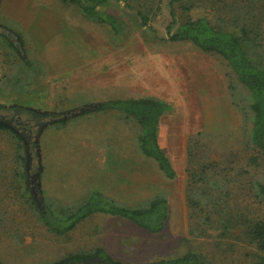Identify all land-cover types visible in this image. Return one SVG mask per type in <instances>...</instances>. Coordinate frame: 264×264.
<instances>
[{
	"label": "rangeland",
	"instance_id": "rangeland-1",
	"mask_svg": "<svg viewBox=\"0 0 264 264\" xmlns=\"http://www.w3.org/2000/svg\"><path fill=\"white\" fill-rule=\"evenodd\" d=\"M108 9L125 21L126 39L61 0H0V123L7 127L0 129V262L48 264L101 246L127 264L181 255L189 247L216 264H250L252 245L222 241L216 232L190 235L186 200L187 169L211 163L225 188L220 194L212 188L213 197L264 217L252 188L255 180L264 182V149H254L247 138L246 89L220 56L165 39L168 0H161L152 29L141 28L120 2ZM212 12L194 5L189 15ZM152 90L171 106L160 119L158 141L173 179L139 153L134 120L92 109L73 115L111 97ZM24 150L36 195L42 188L46 200L69 203L97 187L120 203L136 204L161 191L169 206L163 230L151 234L99 214L67 235L50 233L23 189Z\"/></svg>",
	"mask_w": 264,
	"mask_h": 264
},
{
	"label": "trees",
	"instance_id": "trees-1",
	"mask_svg": "<svg viewBox=\"0 0 264 264\" xmlns=\"http://www.w3.org/2000/svg\"><path fill=\"white\" fill-rule=\"evenodd\" d=\"M78 8L92 22L107 26L116 39H126V26L122 18L109 11V6L120 2L134 12L141 28L152 29L151 21L158 14L161 0H61ZM194 5L213 7V15L192 18ZM169 21L166 37L171 42H188L199 50L220 56L247 91L250 128L249 144L264 149V0H168ZM126 34V35H125ZM8 42V41H7ZM7 45L11 48L10 42ZM92 111L117 113L132 119L138 126L139 153L153 160L168 179L175 171L159 144V122L171 106L158 98H109L97 102ZM64 122V120H60ZM0 123V129H7ZM9 130V129H8ZM12 131V130H11ZM14 132V131H13ZM15 133V132H14ZM18 136V135H16ZM21 147L26 143L20 138ZM196 145V144H194ZM193 147V145H192ZM191 148V147H190ZM193 149V148H192ZM27 153L20 158L24 176L23 189L37 220L50 233L64 236L84 220L94 215H109L124 219L151 234L160 233L169 215L168 201L163 192H157L145 202L120 203L97 188L86 191L83 197L69 203L46 200L42 188L36 195L27 180ZM190 181L186 189L189 234L193 237L209 236L216 232L222 241L235 239L254 246L256 253L250 264H264V217L231 207L226 201L215 199L212 188L221 189L220 170L211 163L199 162V168L187 169ZM254 195L264 206V182L252 185ZM227 193V192H226ZM127 264L111 256L105 248L95 246L69 253L48 264ZM0 264H2L0 262ZM144 264H216L211 258L193 247L183 254L161 257Z\"/></svg>",
	"mask_w": 264,
	"mask_h": 264
},
{
	"label": "crops",
	"instance_id": "crops-1",
	"mask_svg": "<svg viewBox=\"0 0 264 264\" xmlns=\"http://www.w3.org/2000/svg\"><path fill=\"white\" fill-rule=\"evenodd\" d=\"M153 92H151L149 95H145V96H152V97H155V98H158V99H161V100H163L162 98H160V97H158V93L157 92H155V90H152ZM141 97H143V96H141ZM111 98H136V97H111ZM109 99V98H108ZM164 101V100H163ZM166 102V101H165ZM90 106H88V107H85L86 109H91L92 107H93V105L92 104H89ZM99 112V111H98ZM94 188H97V187H94ZM98 189V188H97ZM101 191V190H100ZM106 194V193H105ZM107 195V194H106Z\"/></svg>",
	"mask_w": 264,
	"mask_h": 264
},
{
	"label": "water",
	"instance_id": "water-1",
	"mask_svg": "<svg viewBox=\"0 0 264 264\" xmlns=\"http://www.w3.org/2000/svg\"><path fill=\"white\" fill-rule=\"evenodd\" d=\"M86 108H82V109H80L77 113H74L73 115H75V114H79V113H84V110H85ZM87 262H84L83 264H86Z\"/></svg>",
	"mask_w": 264,
	"mask_h": 264
}]
</instances>
